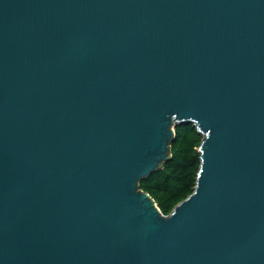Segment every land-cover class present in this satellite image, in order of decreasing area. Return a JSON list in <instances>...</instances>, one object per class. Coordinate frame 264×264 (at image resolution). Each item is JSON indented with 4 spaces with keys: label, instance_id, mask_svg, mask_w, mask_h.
<instances>
[{
    "label": "water",
    "instance_id": "1",
    "mask_svg": "<svg viewBox=\"0 0 264 264\" xmlns=\"http://www.w3.org/2000/svg\"><path fill=\"white\" fill-rule=\"evenodd\" d=\"M0 264H264V0H0Z\"/></svg>",
    "mask_w": 264,
    "mask_h": 264
},
{
    "label": "trees",
    "instance_id": "2",
    "mask_svg": "<svg viewBox=\"0 0 264 264\" xmlns=\"http://www.w3.org/2000/svg\"><path fill=\"white\" fill-rule=\"evenodd\" d=\"M202 139L203 134L193 122L178 124L171 145L172 157L140 182L166 214L194 191L201 164Z\"/></svg>",
    "mask_w": 264,
    "mask_h": 264
}]
</instances>
